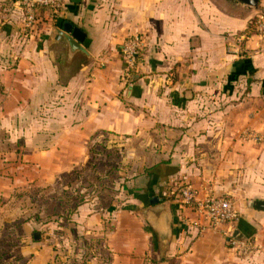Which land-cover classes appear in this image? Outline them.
I'll return each mask as SVG.
<instances>
[{
    "label": "crops",
    "instance_id": "obj_1",
    "mask_svg": "<svg viewBox=\"0 0 264 264\" xmlns=\"http://www.w3.org/2000/svg\"><path fill=\"white\" fill-rule=\"evenodd\" d=\"M261 1L64 0L27 39L17 0H0V264H264V207L250 203L264 202V141L247 135L264 140ZM64 24L84 51L55 39ZM134 34L128 82L120 47ZM101 142L132 173L111 196L90 151ZM177 184L232 199L231 235L254 251L173 202L162 249L140 210ZM82 186L92 195L74 204Z\"/></svg>",
    "mask_w": 264,
    "mask_h": 264
},
{
    "label": "built area",
    "instance_id": "obj_2",
    "mask_svg": "<svg viewBox=\"0 0 264 264\" xmlns=\"http://www.w3.org/2000/svg\"><path fill=\"white\" fill-rule=\"evenodd\" d=\"M22 11L23 38H31L38 33L39 23L44 19H55L60 14L64 0H17ZM252 30L264 37V0L252 20ZM144 38L140 34L129 36L120 47L121 59L124 63V78L130 82L131 73L140 64ZM256 141H264L261 136L248 133ZM177 209H189L201 218L205 227L211 230L223 228L227 235L228 245L242 255L254 251L253 244L246 239L232 237V230L239 214L235 202L227 197L215 195L211 189L199 192L189 184H182L171 192Z\"/></svg>",
    "mask_w": 264,
    "mask_h": 264
},
{
    "label": "water",
    "instance_id": "obj_3",
    "mask_svg": "<svg viewBox=\"0 0 264 264\" xmlns=\"http://www.w3.org/2000/svg\"><path fill=\"white\" fill-rule=\"evenodd\" d=\"M249 5L256 6L258 0H240ZM52 34L55 39H63L69 48V51L75 52L77 50L84 51L81 43L84 39V33L78 28L72 27L69 24H64L62 28H54ZM251 206L258 209L264 207V202L260 200L250 202ZM140 215L156 232L162 249L167 247L171 237V201L169 199L164 201L154 200L151 205L140 210ZM35 238H38V233H35ZM234 236V235H233Z\"/></svg>",
    "mask_w": 264,
    "mask_h": 264
},
{
    "label": "rangeland",
    "instance_id": "obj_4",
    "mask_svg": "<svg viewBox=\"0 0 264 264\" xmlns=\"http://www.w3.org/2000/svg\"><path fill=\"white\" fill-rule=\"evenodd\" d=\"M90 151H92L93 155L99 154V157H96L98 158L97 161L99 163V166H101L99 170V187L101 189H104L103 191L111 196L112 192H116L119 187L122 188V186L125 185V182L128 180V176H131L132 174L127 170H123V167L127 165V161L123 159L118 150L108 149L107 144H104V142L99 143V147L91 144ZM92 157L94 159V156ZM95 176L96 175L94 174L93 180L95 179ZM89 181L90 179L86 180L85 183H90ZM84 188H86V186L83 187L82 192L74 193V204L81 202L88 195H92V193L89 192L90 190L87 191ZM123 196L124 194L122 192L120 198H123ZM6 240V237L0 238V245L5 244ZM2 255L3 254L0 253V262L3 260Z\"/></svg>",
    "mask_w": 264,
    "mask_h": 264
},
{
    "label": "trees",
    "instance_id": "obj_5",
    "mask_svg": "<svg viewBox=\"0 0 264 264\" xmlns=\"http://www.w3.org/2000/svg\"><path fill=\"white\" fill-rule=\"evenodd\" d=\"M180 185H182V184H177V185L173 186L172 189H174V188H176V187H178V186H180ZM171 198H172V195H169V196L166 197V199H170V200H171ZM79 203H80V202H79ZM77 204H78V203H77Z\"/></svg>",
    "mask_w": 264,
    "mask_h": 264
}]
</instances>
